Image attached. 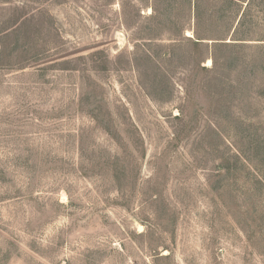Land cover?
I'll return each mask as SVG.
<instances>
[{
    "label": "rangeland",
    "instance_id": "rangeland-1",
    "mask_svg": "<svg viewBox=\"0 0 264 264\" xmlns=\"http://www.w3.org/2000/svg\"><path fill=\"white\" fill-rule=\"evenodd\" d=\"M248 1L0 0V264H264Z\"/></svg>",
    "mask_w": 264,
    "mask_h": 264
},
{
    "label": "trees",
    "instance_id": "trees-1",
    "mask_svg": "<svg viewBox=\"0 0 264 264\" xmlns=\"http://www.w3.org/2000/svg\"><path fill=\"white\" fill-rule=\"evenodd\" d=\"M231 1L234 2V1H238V0H231ZM249 1L246 3V7L244 9V12H243L241 18L239 19V23H242L243 19L245 18L246 12L249 10V7H250V2Z\"/></svg>",
    "mask_w": 264,
    "mask_h": 264
},
{
    "label": "bare ground",
    "instance_id": "bare-ground-1",
    "mask_svg": "<svg viewBox=\"0 0 264 264\" xmlns=\"http://www.w3.org/2000/svg\"><path fill=\"white\" fill-rule=\"evenodd\" d=\"M208 62L210 63V60H208ZM209 63H208V64H209Z\"/></svg>",
    "mask_w": 264,
    "mask_h": 264
}]
</instances>
